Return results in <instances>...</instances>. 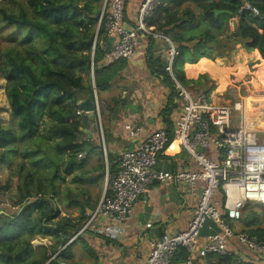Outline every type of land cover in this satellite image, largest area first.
Masks as SVG:
<instances>
[{"label": "trees", "instance_id": "trees-1", "mask_svg": "<svg viewBox=\"0 0 264 264\" xmlns=\"http://www.w3.org/2000/svg\"><path fill=\"white\" fill-rule=\"evenodd\" d=\"M103 1L0 0V36L4 41L0 44V76L6 79L5 91L11 116L17 120L18 127L15 131L0 124V164H12L9 156L15 154L14 146L25 139L45 142L23 151V158H27L30 165L26 162L18 164L19 169L14 174L19 183L12 197V206L17 208L12 213L4 212L2 217L5 220L0 221V263L81 264L76 262L77 252L73 248L74 243L80 241L96 260L87 264H98L96 252L84 240L83 233L78 234L90 216L87 209L93 208L87 207L90 199L82 205L77 217L62 214L55 199L59 194L57 180L65 182L68 176L80 170L73 175L71 182L90 184L92 182H87L88 178L91 179L87 176L90 172L99 171L100 177L106 172L103 147L80 138L81 127L91 120L89 113L84 110L83 114H78L83 110L81 103L88 97H92L94 103L95 91L109 90L127 64L124 58L109 63L104 61L112 45L107 41L105 22L100 21ZM242 2L165 0L155 10L148 24L151 25L154 16L158 15L163 22L158 24L157 33L162 32L176 44L179 53L174 58L173 74L182 85L187 87L191 82L185 77V63H196L201 57L230 56L226 51H231L237 43L249 51L258 50L264 58V0L254 1L261 11L260 17L250 11L239 13ZM174 4L188 8L182 17L185 21L168 19L170 7ZM192 8L204 9L205 18L201 20L206 19V23L212 24L202 33L197 34L201 23ZM218 10L224 12L216 14ZM232 17L239 18L236 28L225 33L216 46H210L214 37L210 28L222 29V20ZM147 38V67L152 75L162 76L172 91L168 105L160 113L170 131L173 127L170 114L177 106L174 102L177 91L166 70V60L157 55L154 37L149 35ZM216 50H219L217 55ZM114 100L116 104L111 112L116 116L120 99L115 97ZM99 103L103 119L111 118L108 110L111 104ZM48 148L53 152H48ZM97 150L101 155L98 165L85 170ZM60 168H63L62 175L58 173ZM46 171L53 172V175ZM116 172L115 167H109L111 177ZM10 184L11 177L0 186V194L3 190L8 191ZM249 212L255 216L254 209ZM245 231L264 241V226H251ZM38 236H52L55 242L51 246L34 247L32 241ZM73 237L75 240L70 242ZM189 256L188 250L180 247L169 264H183ZM217 256L216 264H256L241 260L233 252Z\"/></svg>", "mask_w": 264, "mask_h": 264}, {"label": "built area", "instance_id": "built-area-1", "mask_svg": "<svg viewBox=\"0 0 264 264\" xmlns=\"http://www.w3.org/2000/svg\"><path fill=\"white\" fill-rule=\"evenodd\" d=\"M164 1L141 0L137 21L132 26L125 22L126 0L103 1L100 21L105 22L106 35L116 36L107 56L112 60H129L135 55L141 35L164 38L169 44L166 70L174 80L180 106L170 131L166 127L145 131L142 126L130 122L124 125L126 135L135 140L136 145L119 153L114 176L107 171L104 194L78 234L101 218H109L113 224L98 229L99 234L113 233L117 230L115 224L130 216L134 202L155 181L185 182L191 187L203 182L197 207L186 229L174 234L165 233L152 242L145 264H169L180 247L190 253L183 264H195L193 253L197 250L201 256L231 253L230 243L234 236L248 250L257 253L264 264V241L245 230L234 232L231 226L247 217L245 210L248 207L264 208V127L257 126V122L262 121L259 119H264V109H248L243 98L219 103L211 101L204 91L193 92L176 79L173 74L174 58L179 53L176 44L168 36L152 32L148 24ZM254 1L257 0H243L238 12L250 11L260 17L261 11ZM94 97L95 112L99 116L97 91ZM83 113L84 110L78 111V114ZM235 113L242 116L238 125L234 124ZM173 141L180 143L195 168L155 170L159 158L166 154ZM219 192L223 194L220 205L215 201ZM207 221L219 226L220 231L203 239L201 230Z\"/></svg>", "mask_w": 264, "mask_h": 264}, {"label": "crops", "instance_id": "crops-1", "mask_svg": "<svg viewBox=\"0 0 264 264\" xmlns=\"http://www.w3.org/2000/svg\"><path fill=\"white\" fill-rule=\"evenodd\" d=\"M140 3L141 0H126L125 22L128 26L136 23ZM185 7H180L177 4L172 5L168 19L172 17L182 20L184 13L188 10ZM192 10L201 23L199 30L197 29V34L204 32L208 27L212 26V24L206 23V19L204 21L201 20L205 18L204 9L192 8ZM154 18L155 20L152 21L153 23L149 27H151L152 32L157 33L158 24L163 21L159 19L158 15L154 16ZM238 20V17L223 19L222 29L218 28L216 30L213 27L210 28L212 36L214 35L213 42H215V45L210 46H216L225 33L233 31L236 28ZM182 21H185V19ZM185 27H188V24ZM153 37L156 43L157 55L165 60L169 44L162 37H155L154 35ZM107 41L113 45L116 41V36H108ZM148 43L147 36L141 35L138 38L135 55L133 58L127 60L126 66L114 80L111 88L104 92L97 91V98L100 102H106V105L111 104L108 110L112 117L103 119L101 113L98 116L95 112L92 115L89 114L91 120L81 127V139H85L93 145L103 147V160L106 172L103 177L99 176L101 174L99 171L90 172L87 176H91V179L88 178L87 182L92 183L75 186V192L80 191L81 198L80 203H78L76 202L77 196L75 195V217L79 216L81 207L85 205L87 199H90V204L87 207L93 206L92 209L94 207L96 209L106 188V173L109 171V167L118 169L117 156L119 153L136 145L135 140L130 139L125 133L124 125L126 123L130 122L133 125H140L145 131L167 127L160 113L168 105L172 91L162 76L152 75L148 69L146 63ZM235 48L237 56L245 58L242 62L243 64H238V67L240 65L246 67L247 64L254 63L252 69L256 73L257 69H260L264 65V58L258 50L249 51L240 43L235 44L233 50ZM218 52L219 50H216L215 55ZM226 53L230 54V51L227 50ZM226 57L229 56H216L215 59L201 57L196 63H185V77L191 81L187 87L193 92H199L203 91L207 85L213 84L211 93L208 92L207 94L209 96L218 98L220 101H226L224 100L226 99L224 92L228 91L232 99H244L245 97H242L243 95L238 91L237 86L231 83L232 74L236 73L237 69L225 62ZM250 59L252 60L251 63ZM104 61L105 63H109L113 60L107 56ZM262 80L264 82V76ZM204 92L207 93L205 90ZM115 97L120 99V102L116 105V116L111 112V109L116 104ZM88 98L93 103L92 97ZM174 102L177 106L171 110L170 118L172 121L179 114L180 102L176 95L174 96ZM98 151L90 157L86 164L87 169L85 167V170H90L93 166L98 165L101 158ZM187 167L195 168V165L180 143L173 141L168 146L166 154L159 158L155 170L172 171ZM202 187L203 182H198L194 187H191L185 182L155 181L134 202L130 216L125 221L115 224L117 230L108 235H100L98 229L105 225L113 224L111 219L101 218L96 220L87 229V233H83L82 236L96 252L98 264H145L152 242L160 239L165 233L174 234L186 229L197 207ZM222 200L223 194L221 192L217 193L215 197L216 203L220 205ZM92 209H87V214L90 216L95 211V209ZM252 209L255 208L248 207L245 210V214L248 216L249 211ZM7 211L5 210L4 212ZM2 212L1 210L0 213ZM90 216L87 221L90 219ZM240 221H243L246 225L244 227L239 226L236 231L246 230L251 226L258 227L264 225V223L259 224L256 216H252L251 221H254V224L251 226V222L247 223L245 219ZM234 225L235 223L232 224V226ZM219 231V226L214 225L212 221H207L201 230V237L205 239L209 234ZM49 239H51L50 236H38L32 241V244L34 247L51 246L53 244L48 241ZM40 241L44 243L35 245L36 242ZM230 245L232 252L238 255L241 260L261 264L258 254L240 244L235 236L231 239ZM217 258V254L201 256L198 250L193 253L195 264H216L218 262ZM94 259L89 253V256H82L81 260L76 259V262L81 264L95 263L96 260Z\"/></svg>", "mask_w": 264, "mask_h": 264}, {"label": "rangeland", "instance_id": "rangeland-1", "mask_svg": "<svg viewBox=\"0 0 264 264\" xmlns=\"http://www.w3.org/2000/svg\"><path fill=\"white\" fill-rule=\"evenodd\" d=\"M3 43L4 41L2 40L0 36V44H3ZM243 60H245L244 57H239V55L237 56L236 48L230 51L229 57H226L225 62L233 66V68L237 69L236 73L234 72L232 74L231 83L237 86L238 91L241 93V95H243L242 97H245L250 100H257L258 98H260V96L262 97L264 96V82L262 80L264 76V65L261 66L260 69L258 68L257 72L255 73L254 69H252V65H254V63L247 64L246 67H242V65L238 67V64H243L242 63ZM249 61L251 63L252 60L250 59ZM5 85H6V79L0 76V124L6 127L16 129L15 131H17V128H18L16 124L17 120L12 118L11 116V109H10V104H9V101L6 95ZM212 85L211 84L207 85L204 88V90L210 92L212 90ZM235 86L233 87L236 88ZM224 93H225V98H226L224 100L226 101L234 100L232 99V96L228 91ZM208 97L210 98L211 101L218 102V103L221 102L218 98H215L211 95L210 96L208 95ZM252 107L264 109V102L262 103L254 102V104H252ZM234 117H235L234 124L238 125L240 121L242 120V116L239 115L238 113H235ZM259 120H262V121H258L257 126L264 127V119H259ZM39 143L44 144L45 142L41 139L38 140L35 138L25 139L21 141L20 143L15 145L13 148L16 150L15 154H11V156H9V159L12 161V164L11 163L1 164L2 166L0 167V186L2 187L3 185H5L9 177H11V184H10L9 190L8 191L3 190V194H0V212L1 210L3 211L2 213H0L1 222L5 220V218L2 217L5 210L7 211L8 209L7 212L12 213L17 208V206H12V202H13L12 197L13 195H15L16 188L19 183L18 176L14 174L19 169L18 164L22 162H26L28 163V165H30V162L27 160V158H23L22 153L23 151L35 148ZM47 150L50 153L53 152L52 149L50 148H48ZM1 152L2 150L0 149V155H1ZM80 172L81 171H78V172L76 171L74 172V174L80 173ZM47 173L53 175L52 174L53 172H47ZM58 173L62 175L63 168H60ZM74 174H72L71 176H68V179L65 182L62 180H57V183L59 184V187H58L59 194H58V197L55 199V203L57 207L61 209L62 214L68 215L70 217H75V204H70L75 201V195L77 196L76 202L80 203L81 201L80 191L75 192V186L77 187L78 184L71 182V178L73 177ZM254 212H255L254 215L257 217L259 224L264 223V208L263 207L255 208ZM246 220H247V217L245 218V221ZM233 223H235L234 226H232ZM233 223L231 224V226L234 232L242 231V230L236 231V229H238L239 226L244 227L246 225L243 223V221H240V222L236 221ZM50 238L51 239H49L48 241H50L51 244H54L53 237L51 236ZM41 243H44V242L43 241L36 242L35 245H39V244L41 245ZM73 248H74V251L77 252L76 259L81 260L82 256L84 257L85 255L89 256V253L86 251V248L83 246V244L80 243V241L74 243ZM0 264H3V263H0Z\"/></svg>", "mask_w": 264, "mask_h": 264}, {"label": "water", "instance_id": "water-1", "mask_svg": "<svg viewBox=\"0 0 264 264\" xmlns=\"http://www.w3.org/2000/svg\"><path fill=\"white\" fill-rule=\"evenodd\" d=\"M222 12H224V11L223 10H218V11H216V14L222 13ZM210 45H215V42H211ZM81 107L83 108V110H85L90 115H92V113H95V106H94V103L91 102L90 98H88L86 101H83L81 103ZM251 220H252V214L249 213L248 216H247V223H250Z\"/></svg>", "mask_w": 264, "mask_h": 264}, {"label": "bare ground", "instance_id": "bare-ground-1", "mask_svg": "<svg viewBox=\"0 0 264 264\" xmlns=\"http://www.w3.org/2000/svg\"><path fill=\"white\" fill-rule=\"evenodd\" d=\"M254 102H259L262 103L264 102V96H260V98H258L257 100H250V99H246V106L248 109L252 108V104H254Z\"/></svg>", "mask_w": 264, "mask_h": 264}, {"label": "clouds", "instance_id": "clouds-1", "mask_svg": "<svg viewBox=\"0 0 264 264\" xmlns=\"http://www.w3.org/2000/svg\"><path fill=\"white\" fill-rule=\"evenodd\" d=\"M74 240H75V239H74ZM74 240H73V241H74ZM70 242H71V241H70Z\"/></svg>", "mask_w": 264, "mask_h": 264}]
</instances>
